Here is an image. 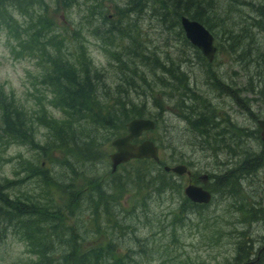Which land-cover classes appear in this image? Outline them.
Masks as SVG:
<instances>
[{
    "label": "rangeland",
    "instance_id": "1",
    "mask_svg": "<svg viewBox=\"0 0 264 264\" xmlns=\"http://www.w3.org/2000/svg\"><path fill=\"white\" fill-rule=\"evenodd\" d=\"M127 1L1 0L0 207L47 208L84 248L112 242L125 264H264V20L232 7L209 29L210 63L175 17L152 0L129 13ZM67 70L84 97L94 93L71 114ZM124 104L155 120L141 139L156 143L162 163L190 175L167 173L161 184L151 163L134 159L111 172ZM65 121L69 141L58 135ZM188 180L210 201L186 197ZM28 218L0 215V264L36 259Z\"/></svg>",
    "mask_w": 264,
    "mask_h": 264
},
{
    "label": "trees",
    "instance_id": "2",
    "mask_svg": "<svg viewBox=\"0 0 264 264\" xmlns=\"http://www.w3.org/2000/svg\"><path fill=\"white\" fill-rule=\"evenodd\" d=\"M152 1L154 3L153 5L156 6L158 12L159 10L163 11V16L171 15L175 17L176 20H178V23H180V17L186 15L191 19H195L201 22L207 29L215 28L224 20V18H228V16H226L221 19V16H225L227 15V13H230L231 8L237 6L238 4H245L254 7V11L257 17L261 19L257 20L256 25L261 26L262 20H264V0ZM148 3L149 0H128L127 6L125 8L130 13L131 11H135L139 6L141 7V9H143V7L148 5ZM45 17L46 16H44V18ZM45 23L48 22H43V24ZM45 37L53 39V36L52 34H50L49 31L45 33ZM131 39L132 41H134L137 38L135 36H132ZM23 49L26 51V48L23 47ZM141 57V59H145L144 55H142ZM117 60L120 61V58H117ZM158 68H160V66H158L156 69ZM161 68H163V70L165 69L164 66H161ZM167 71H169L171 75H174L171 68L167 69ZM65 73L67 74L68 80H70L71 87L70 92L67 91L66 94L67 105H65L64 109L70 111L68 113L71 114L74 113V111H78L79 108L84 107L87 99H90V101L93 102L92 95H94V93H91L90 90L87 93H91V96L87 98L84 97L82 95L81 90L83 88L80 89L79 84L74 81L71 82V79L74 78L75 74H77V71L75 70L74 72H71L67 70L65 71ZM84 73H86V71H84ZM163 73L166 74V71H163ZM182 76L183 82L179 80L178 81L180 84L184 85V87H187L189 84L188 78L185 76L184 73L182 74ZM60 78L62 77L60 76ZM174 81L176 80L174 79ZM92 85V83H89L90 88L92 87ZM163 86H165V84ZM89 111L91 117L97 116L99 119H102L104 121L108 120L107 117L103 115L100 111H97L96 113L91 111V109ZM117 112L120 116V124L127 122L128 120H130L131 117L134 118L144 113V111L142 112V110L136 108L133 105L127 108L125 104L123 105L122 111L120 112V110H117ZM62 123H67V125H71L70 121L60 122V125ZM70 127L71 126L68 127V130H65V126H59L58 135L60 139H63V137H67L68 141L71 139L70 133H72V135L74 134L70 131ZM134 160L148 161V163H151L154 166L153 169L158 171V177L161 180L160 183H165V179L167 180V173L165 171L162 172L163 170L158 164H155L151 160L147 159ZM15 203H17L16 206L12 207H8V202L3 204L0 207V215H2L3 217L5 216L7 218L10 217V221H12L20 216H24V214H29L30 218L26 219V221L23 222L22 229L37 235L36 239L28 238V241L31 243V245L39 247L41 249L40 252L37 253L36 259L31 261L30 264H125V257L113 253L115 252V246L112 242H109L108 244H105L103 246H86L87 248H84L82 243L78 240L76 228L71 227L68 223H60V220L58 219L50 218L53 216V214L52 212H49L47 208H41L39 209L38 213H35V211H33L31 208L26 207L25 203ZM8 208H11L13 211L9 210ZM64 227L71 229V232L61 233Z\"/></svg>",
    "mask_w": 264,
    "mask_h": 264
},
{
    "label": "water",
    "instance_id": "3",
    "mask_svg": "<svg viewBox=\"0 0 264 264\" xmlns=\"http://www.w3.org/2000/svg\"><path fill=\"white\" fill-rule=\"evenodd\" d=\"M180 25L190 43L197 47L207 60L211 62L216 52L212 33L202 23L186 15L180 17ZM257 124L260 127L261 140L264 142V119H258ZM155 126L156 123L153 119L144 117L133 118L125 124L126 133L117 136L111 141V145L115 148V151L109 155L111 172H114L119 164L132 158H150L157 163L160 162L158 147L154 141L145 139L139 143L132 142L143 131L154 129ZM162 168L166 172L178 175L190 174L184 164H176L174 166L164 164ZM184 194L190 200L199 203H207L211 198L209 190L195 184L187 185L184 188ZM246 264H251V262Z\"/></svg>",
    "mask_w": 264,
    "mask_h": 264
},
{
    "label": "flooded vegetation",
    "instance_id": "4",
    "mask_svg": "<svg viewBox=\"0 0 264 264\" xmlns=\"http://www.w3.org/2000/svg\"><path fill=\"white\" fill-rule=\"evenodd\" d=\"M137 139H138V138H137ZM138 141H140V140H138ZM188 183H189V184H195V185H197V184L195 183V181L191 182L190 180H188Z\"/></svg>",
    "mask_w": 264,
    "mask_h": 264
}]
</instances>
